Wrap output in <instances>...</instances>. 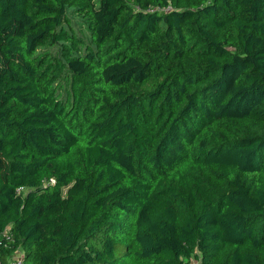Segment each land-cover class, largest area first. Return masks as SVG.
Masks as SVG:
<instances>
[{
  "label": "trees",
  "instance_id": "trees-1",
  "mask_svg": "<svg viewBox=\"0 0 264 264\" xmlns=\"http://www.w3.org/2000/svg\"><path fill=\"white\" fill-rule=\"evenodd\" d=\"M18 250L264 264V0H0V261Z\"/></svg>",
  "mask_w": 264,
  "mask_h": 264
},
{
  "label": "built area",
  "instance_id": "built-area-1",
  "mask_svg": "<svg viewBox=\"0 0 264 264\" xmlns=\"http://www.w3.org/2000/svg\"><path fill=\"white\" fill-rule=\"evenodd\" d=\"M51 183H54V180H51ZM2 237L6 240V241H11L12 240V235L10 234V230L7 229ZM9 263L10 264H25L24 262V254L18 250L17 252H15L10 258H9ZM0 264H3L0 261ZM194 264H199V262L194 261Z\"/></svg>",
  "mask_w": 264,
  "mask_h": 264
},
{
  "label": "rangeland",
  "instance_id": "rangeland-1",
  "mask_svg": "<svg viewBox=\"0 0 264 264\" xmlns=\"http://www.w3.org/2000/svg\"><path fill=\"white\" fill-rule=\"evenodd\" d=\"M72 20H73V26H74L76 33H80V30H83L82 28L84 27L82 25L79 26L80 19L72 17ZM48 52L51 54L52 57L60 56L58 46H54V47L49 48Z\"/></svg>",
  "mask_w": 264,
  "mask_h": 264
}]
</instances>
